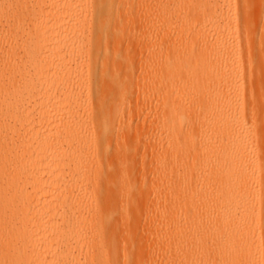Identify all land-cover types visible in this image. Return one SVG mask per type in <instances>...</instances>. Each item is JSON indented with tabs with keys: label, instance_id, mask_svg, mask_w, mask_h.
<instances>
[{
	"label": "bare ground",
	"instance_id": "bare-ground-1",
	"mask_svg": "<svg viewBox=\"0 0 264 264\" xmlns=\"http://www.w3.org/2000/svg\"><path fill=\"white\" fill-rule=\"evenodd\" d=\"M263 31L264 0H0V264H264Z\"/></svg>",
	"mask_w": 264,
	"mask_h": 264
},
{
	"label": "rangeland",
	"instance_id": "rangeland-1",
	"mask_svg": "<svg viewBox=\"0 0 264 264\" xmlns=\"http://www.w3.org/2000/svg\"><path fill=\"white\" fill-rule=\"evenodd\" d=\"M241 26V24H238ZM264 34V31H263ZM259 35V34H258ZM245 45V41L242 39L241 40V45L240 48L242 49L243 46ZM258 46L257 41H254L250 43L247 47L250 49V54L252 57V52L254 48ZM116 98V96L112 95L109 97L108 101L111 102ZM141 109V104L137 100V98H134L131 101V109L130 112H135L137 110ZM260 111H264V105L259 108ZM154 149H150L147 152H145L142 147H137L132 149L131 153V158L128 160V164L130 165V169L128 174H130L135 180H137V186L135 187L134 190H132V194L134 195L133 197V203L137 206H144L146 208V216L145 220L148 219L150 216V212L154 206L157 205V203L154 201V198L158 194V187L156 188V184L153 181V176L155 173V167H153V160L157 158V155L154 157H151V154L154 153ZM187 156V155H186ZM122 160L121 158L117 159ZM123 162V161H122ZM126 172V173H127ZM159 206H162V204H159ZM147 224H145V221L140 224L138 235H143L146 237V235L149 234L148 228H146ZM124 240V239H123ZM121 246V245H120ZM151 244L146 241L144 245L141 246V253L138 256L137 251L139 249L138 243H135L134 245H130L127 247L130 249L129 253L132 254L134 257L133 262L135 264H144L146 259L151 256ZM133 256H130L129 259H132ZM128 259V260H129ZM131 262V261H130ZM185 264V263H183Z\"/></svg>",
	"mask_w": 264,
	"mask_h": 264
}]
</instances>
